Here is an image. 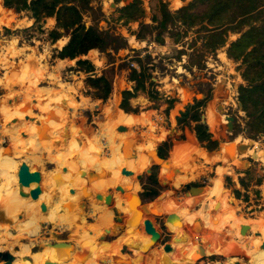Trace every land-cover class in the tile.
I'll use <instances>...</instances> for the list:
<instances>
[{"label": "rangeland", "instance_id": "374dc122", "mask_svg": "<svg viewBox=\"0 0 264 264\" xmlns=\"http://www.w3.org/2000/svg\"><path fill=\"white\" fill-rule=\"evenodd\" d=\"M166 1L169 3V9L174 11L191 0H185L184 2L179 0ZM111 3L112 0H90V8L83 15L85 25L93 26L106 38L108 44L104 51L91 50L85 57H82V59L93 64L95 68L93 74L95 76H104L112 84L111 95L106 101H102L88 96L84 84L87 74L76 71L75 61L54 58V51L60 50L59 48L68 41L66 37L61 36L58 38L56 36L54 18H46L39 25L31 27L35 22L33 23L34 19L29 18V14L5 9L2 6V0H0V6L9 18L8 22L18 24L16 27L9 26V24L8 26H0V152L14 161L15 167L11 172L14 176L17 177L19 166L25 163L30 168L39 171L42 177L41 185H38L41 190L40 197L37 200L28 198V202L32 204L31 206L35 205L33 213L26 212L21 208L22 211L16 215V218L10 219L4 211L0 212V252L7 251L11 254L21 252L25 245H28L32 252H36L42 250L45 243H49L55 252L61 250L65 243L72 245L76 243L77 238L85 231L94 240L88 243V246L94 247L100 242H105V240H100L106 236L101 229L102 227H106L110 231L108 236L110 241L115 238L118 239L119 235H123H118L115 225L123 227L124 224L123 232H125L127 238L139 237L142 241H145L144 234H149L144 229V221L150 220L154 230L158 233V237L155 236L156 242H154V235H150L151 241L148 244L135 249L123 245L121 239L118 243L120 247L115 252V258H118L119 252L126 255L124 254L125 249H123L126 248V251L129 252L127 256L132 255L131 250L139 254L135 260L128 256L134 263L137 261L140 264L145 262V264H159L161 255L158 258L156 253L159 254V251L166 244L171 243V249L177 248V254L185 261L187 256H195L200 250L204 252L205 256H210L206 254L204 246L213 247V243L216 242L215 245L218 244L221 248H228L227 255L223 257L211 254L217 256L214 261H211L208 257L201 258L199 256L196 259V264H227L231 258H235L238 264H252L250 262L251 254L257 256L264 253V240L260 237L262 232L258 227L256 228L254 222L256 221V224H259L258 226H264V158L260 157V153L264 154V138L261 135L253 138L249 135L247 131L248 118L238 106L237 90L240 85H244V82L240 77L239 63L226 57V49L229 43L237 38V35H230L227 44L213 54L206 52L203 48V42L195 30L188 32L177 44L173 43L171 34L183 31V28L177 29L173 26L170 28L171 32L165 34L163 45L156 44L152 39L141 42L132 36L133 32L138 30V23L123 25L121 21H116L117 14L114 13L116 8H112ZM155 3L156 0H143L146 12V17L143 20L145 23H150V18L156 9ZM263 13L264 9L259 11L261 16ZM13 47L15 50L12 49ZM37 58L38 61H36ZM70 62L74 63L71 64ZM38 63L42 65L44 73L37 78V86L31 91L25 92L26 86L24 87L21 78L25 72H31L35 69ZM132 64L135 67H132ZM133 69L144 70V73L150 77V81L154 83V86L150 88L157 91L158 99L152 101L146 94L138 93L135 98L130 100L131 107L136 108L138 114H125L119 108L121 92L123 90L132 91L134 83L129 81V76ZM116 92L120 96L118 108L123 114L147 120L144 126L118 125L125 128L123 132L117 130L118 126L114 128L116 133L126 131L132 133L135 147L133 152L137 155L133 153L134 156L132 155L133 158L130 157L131 161L128 160L129 163L123 153V148L125 146L129 147L127 144H119L121 151L112 154L108 150L106 142L109 140L107 135L111 134L109 128L112 125L106 108L112 95ZM207 93H210V97L201 111L200 119L202 115L206 117L210 113L214 116L210 121L213 126L208 128L206 123L205 125L211 134L212 140L218 142V150L215 152H207L200 147L194 138L193 123L190 127L177 123V117L185 110V106L193 103L194 99L205 97ZM45 96H55L56 98L54 97L52 101H55L57 106L64 105V107L61 106L64 112L59 115L68 127L65 128V134L60 135L58 139L49 137L54 131L53 127H55L57 120H53L46 125L42 122L46 107H42L41 102L44 103L42 99ZM184 96L185 98H183ZM69 97H72V101L67 103L65 99ZM169 99L175 100L173 108L170 110L167 109V100ZM186 99L188 101H185ZM62 101H65V104ZM21 104L23 105L22 109H20ZM99 105H102V108H99ZM218 105H223L226 111L225 115L217 110ZM95 106L98 108L95 109ZM14 111L16 122L13 121V124L15 125H11L13 127L11 131H5L7 126L4 125L2 116H9ZM99 116H103L104 121H98ZM225 116L234 118L235 124L232 132L226 131L227 121H225ZM29 121L34 123L30 124ZM186 132H189L187 142L177 143L185 141ZM35 133L39 134L41 138V142L38 144H35ZM70 136L75 139L76 146L74 147L69 142ZM237 138H240V141L245 144L250 141H254L256 144L243 155L242 159L233 160L231 164H228L230 167L226 170L227 173L225 172L223 175H227L229 180L224 179L221 175L224 197L212 193L204 197L201 196L202 194H195L192 197H189L191 195L186 196L184 185L193 184L207 188L216 179L215 176H219L218 172L221 169L219 162L224 161L217 159L210 162L206 160L207 153L211 155L222 154L223 157L226 144ZM166 141L170 144L166 160L168 163L164 161L163 167L155 162L150 163L149 155L154 157L158 148ZM82 142H84L83 145L86 144L84 147L91 144V146L94 145L100 148L103 159L97 160V172L92 171V168L89 169L91 171L88 170L93 174L92 178L88 171L84 175L75 171L72 180H75V178L87 179L88 177L91 179L101 178L97 174H102V169L106 165H113L104 172L116 173L118 176L117 182L126 179L124 175L126 171L132 170L134 172L132 188L127 190L128 193L119 188H110L104 192L100 189L101 186L93 188L91 180V185L85 187L91 197H82L78 192L74 195L71 186L64 190L68 193V199H72L73 195L74 197L77 196L78 199V202H75L77 209L72 207L74 204L68 205V217L60 220L53 217V214L48 211L42 213L39 206L43 203L44 195L48 193L51 195L53 192H48L47 189L50 174L52 172L61 173L68 169L67 167L63 168L64 170L59 168L60 163L55 159V154L66 150L68 147H73L74 150L78 147L82 149ZM93 142L95 143L93 144ZM114 143L117 144L116 141ZM186 147L190 150L192 147L200 149L202 155L197 159H191V154L185 153ZM182 152H184L183 156L186 157V160H183V165L179 160ZM137 157L140 169L136 166L138 165ZM242 160L249 162L246 169L236 166ZM121 164L123 165L121 169L123 173L118 174ZM154 165L158 168L159 195L153 202L145 206L149 213L152 209H156L153 214H149L145 210V212H142L140 208H137V205L142 187L149 183L146 179L145 170L151 169ZM137 174L143 175L142 181L139 182L135 179ZM240 179L243 180V186L239 182ZM3 180V176L0 175V181ZM86 183L85 181L81 185L86 186ZM109 185V178H104L103 186L109 187ZM82 186H78V191ZM22 187L23 185L20 190ZM27 189L30 192L32 188L29 186ZM108 193L113 196L110 205L105 203ZM80 196L82 197L81 201L79 200ZM19 197L21 198V196ZM124 197L128 198V204L124 203ZM195 197L198 198V201L190 204L189 200ZM161 198L164 199L161 200ZM204 199H207V201L203 202ZM220 202L228 206L226 210H223L224 212H221L222 209L216 206ZM117 205L122 208V213L116 210ZM177 205L179 209H188L185 212L179 211L180 213H194L202 209L203 213L210 215V218L205 220L204 223L197 222L189 233L194 243L192 247L184 246L181 243V238L188 236V234H184L183 229L185 226L176 213ZM63 208L62 206L59 209L61 213L65 212ZM134 209L137 210V215L129 218ZM73 210L76 216L72 220L69 217L73 216ZM103 211L111 212L109 221H101L100 217ZM138 216L142 217L141 223L137 226V230L133 229L132 231L130 229L133 225L132 221ZM32 219L35 220L34 225L28 227L27 225ZM168 221L170 224H168ZM172 221L181 222L180 227L182 225L183 229L177 233L178 224L172 223ZM161 222H163L164 227H161ZM242 225H247L250 228L246 238L239 234ZM96 229H98V233L94 235L93 232ZM98 235L102 236L96 238ZM200 237L204 238L205 241L202 242ZM73 246L75 248H73V251H76L78 247ZM182 248H186V255L180 252ZM248 250H251V254L248 253ZM145 256L147 257L145 258ZM32 258V255L29 256L30 262ZM152 260L154 261L152 262ZM109 261L103 257L95 260V262H98L96 264H109ZM46 262H49V260ZM236 262L233 264H236ZM79 263L82 264V260ZM63 264L74 263L66 261Z\"/></svg>", "mask_w": 264, "mask_h": 264}, {"label": "trees", "instance_id": "16d2710c", "mask_svg": "<svg viewBox=\"0 0 264 264\" xmlns=\"http://www.w3.org/2000/svg\"><path fill=\"white\" fill-rule=\"evenodd\" d=\"M112 2L117 6L114 11L117 14L116 21H121L123 25L138 23V30L133 32L132 36L141 42L152 39L156 44L163 45L165 34H169L173 26L177 29L183 28V31L171 34L173 43L177 44L188 32L195 30L203 42V48L207 53L213 54L227 44L230 35H237V38L229 43L226 57L239 63L238 68L241 70L240 77L244 85L238 87L237 96L242 104V111L248 118L247 131L252 138L260 134L264 136V13L262 16L259 14V11L264 9V0H191L174 11L169 9L166 0H156V9L150 18V23L143 21L146 17L143 0H112ZM2 6L17 13L29 14V18L35 21L31 27L39 25L46 18H54L56 36L68 38L67 43L59 48L60 50L54 51V58L75 61L76 71L87 74L84 84L89 97L102 101L109 98L112 93L111 82L104 76H95L93 64L82 59L91 50L104 51L108 46L106 38L93 26H86L83 21L84 13L90 8V0H2ZM129 81L133 82L134 86L132 91L121 92L119 108L125 114H138V110L131 107L130 100L138 93H143L150 100L155 101L158 99V93L151 89L154 83L150 81L144 70H131ZM209 97L210 93H207L204 98L194 99L193 103L187 104L185 110L177 117V123L189 127L193 123L192 131L200 147L207 152H215L218 150V142L212 140L207 126L202 124L200 119L201 111ZM174 101V99L167 100L168 110L173 108ZM187 133L185 141L177 143H186ZM169 149L168 141L164 142L158 148L157 157L166 161ZM150 170V176H146L149 183L144 185L142 192L139 193L143 204L153 202L159 195L158 168L154 165ZM239 182L244 185L242 179ZM136 215L137 210L134 209L129 218ZM161 223L163 227V222ZM172 223L178 224L177 233L180 232L179 221ZM144 236L145 241L135 237V242L133 239H128L124 244L137 249L151 241L150 235L144 234ZM123 249H125L124 254H129L126 248ZM131 251L132 255L128 256L135 260L139 254L134 250ZM177 251V248L171 249L167 256L181 258ZM163 254L164 251L161 249L159 255L163 256ZM205 257L211 261L217 258L216 255Z\"/></svg>", "mask_w": 264, "mask_h": 264}, {"label": "bare ground", "instance_id": "6f19581e", "mask_svg": "<svg viewBox=\"0 0 264 264\" xmlns=\"http://www.w3.org/2000/svg\"><path fill=\"white\" fill-rule=\"evenodd\" d=\"M8 20H9V18L7 17V15H6L5 11L3 10V8L0 6V26L1 25L8 26V24L10 26L11 23L8 22ZM12 24H14V23H12ZM17 25L14 24L15 27ZM12 49L15 50L14 47ZM36 61H38V58H37ZM39 63H40V60H39ZM39 63L37 64V67L35 69H33L31 72L30 71L29 72L28 71L27 72L24 71L25 74L21 78V81L24 84V87L26 86L25 92L33 90L35 88V86H37V78H39V75H43L42 73H44L43 72V68L41 67L42 65H39ZM70 63L72 64L74 62H70ZM23 70H21V71H23ZM45 75H46V72H45ZM54 97H50V96H47V97L45 96L44 98L42 97L43 98L42 101H44V103L41 102L42 107H46L47 108L45 113L48 114V117L43 115L44 119H43L42 122L46 125V124L51 123L53 120H57V123H56L55 127H53L54 131H52V135H49V137H53V139H58V138H60L59 137L60 135L65 134L66 129H67L68 126L65 124V122L63 120H61L62 117H60V115H62L60 113L64 112V111H62L63 108H61V106L64 107V105L62 104V105L57 106L55 101H52V99ZM183 98H185V96ZM54 100H56V99H54ZM65 101L67 103L69 101H72V97L66 98ZM65 101H62V102L64 103ZM119 101H120V96H119V93L116 92V93H114L112 95L110 101L108 102V105H107L108 107L106 108V112L109 114L110 119L112 121L111 128H109V129H111V134L109 133V135H107L109 137V140L106 141L107 142V147H108V150H110L112 154H116V153L121 151L120 146H118L119 144H121V143L123 145L127 144L130 148L125 146L123 148V153L125 154V157H127V161L128 160L131 161L130 157H132L133 153L137 155V153L133 152L135 150V147H134V143H133L134 139L132 137V133L129 132V131H126L124 133H116V132H114V128L116 126H118V125L119 126L120 125H126V126H130V127L140 126V125L144 126L146 124L147 120L144 119V118H141V117H132V116H127V115L123 114L118 108ZM185 101H188V99H186ZM46 103H48V104L45 105ZM54 103H55V106H57V107L54 106ZM50 106H52L53 108L52 107L50 108ZM22 108H23V105L21 104L20 105V109H22ZM15 116H16L15 111L9 116H5V115L2 116L3 123H4V125L6 124V126H7V128H5V131H8V132L11 131V129L13 128V127H11V125H15V124H13V121H15L14 120ZM213 117L214 116L212 115V113L206 115V117H205V121H206V124H207L208 128H211L213 126V124L210 122ZM28 123L32 124L34 122L33 121H29ZM45 130H46V128H45ZM151 130L152 129L150 128V131ZM48 132H49V130H48ZM188 134H189V132L187 133V136H188ZM34 137H36L34 139L36 141L35 144H38L39 142H41V138H40L39 134L35 133ZM72 138L73 137L69 138V142L72 144L71 146L74 147V146H76V142H75V139L74 138L72 139ZM115 141H116L117 144L114 143ZM239 142H241L240 138H237V139L234 140V142L232 144H230V143L226 144V146L224 148L223 157H222V154H220V155H211V154L206 152L207 153L206 160L211 162L213 160L215 161L217 159H221L224 162H226V158L225 157L229 153L234 155V153H235V145L237 143H239ZM83 143L84 142L81 143L82 149L80 147H78L77 149L74 150L73 147H68L66 150H62L61 152L59 151V153L57 152V154H55V159L57 160L58 163H60L59 164V166H60L59 168L61 170H64L63 168L67 167L68 169L63 171V172H61V173H53L52 172L50 174L51 177H50L49 183H47V185H48L47 189H48V192L53 191L52 194L55 196V199L52 198V196H53L52 194L49 195V193H48L49 196H45L46 200L43 199L42 202L46 204L47 211L49 213H52L53 217H55L57 219H60V220L62 218L65 219L66 217H68V214H67L68 205L69 204H74L78 200L77 196H75L74 198L72 196V199H68L67 198V194L68 193L64 191L65 189H68L71 186L72 176H74V172L78 171L80 174L84 175V174L88 173L89 171H91V170H89L91 168H92V171L97 172V170H96L97 163H98L97 160L98 159H103L102 156H101V153H100L101 152L100 148H98L97 146H94V145L91 146V144H88L87 147H84V146H86V144L83 145ZM94 143L95 142H93V144ZM255 144L256 143L254 141H250L249 143L245 144L247 146H250L247 149V151L250 148H252ZM139 148H140V145H139ZM247 151H246V153H247ZM185 153H190L191 154V159H197L199 156L202 155V151L200 149L193 148V147H192L191 150L186 147L185 148ZM183 154H184V152H182V155L179 158L181 165H183L182 164L183 160H186V157H184ZM260 157L264 158V154L260 153ZM242 158H243V155L241 157H239V158L234 157L233 160H238V159H242ZM137 159H138V157H137ZM155 161H156L155 157L149 155V162L151 163V162H155ZM137 162H138V165H136V166H138L137 168L140 169L139 159H138ZM143 162H142V164H143ZM128 163H129V161H128ZM163 163L164 162H162V165H161L162 167L164 165ZM70 164H72V165H70ZM135 164H137V163H135ZM240 164H241V162H238L236 164V166H240ZM111 166H113V165H110V166L106 165L104 167V169H109ZM14 167H15L14 161L10 157L5 156V155H3L2 152H0V175L3 176V179H4L3 181H0V212L4 211L6 216L9 217L10 219H15L16 215L20 211H22V210H20L21 208H23L26 212H29V213H33L34 212L33 209H35L34 208L35 205L31 206L32 204L28 202L29 196H27V197H22L21 196V198H20L19 197L20 196L19 192L22 191L23 193L28 194L29 190L27 189V187H29L31 185H33V187H31L32 188L31 190L39 188L37 183H35V182L31 181V180H26L23 183L22 189L20 190V186L17 184V177L14 176L13 174H11V172L14 170ZM229 167L230 166L228 164H227V167H225V168L221 167L220 171L218 172L219 176L216 179L213 180V183H212L213 185L211 187L207 188L201 196L204 197V196H206L209 193H212V194H215V195H219V196H223V184H222L223 181H221V175H223L225 172L227 173L226 170H228ZM80 168H82V169L80 170ZM89 174H90V172H89ZM92 176H93V174L91 175V178H92ZM91 178H89V177L87 179L76 178L75 182L84 183L86 181L87 182L86 186L85 185L82 186L83 190H85V187L87 188L89 185H91V180H92V187L93 188H99L100 185H101L100 181L98 179H91ZM117 179H118V176H117L116 173L111 174L109 176V182H110L109 187L101 186L100 189L105 192L107 189H110V188H114V189L115 188H119V189H123L124 192L128 193L127 190L132 188L134 179L126 177L125 180H121L119 182H117ZM122 179H124V177H122ZM12 182L14 184H11ZM60 183H61V185H60ZM8 184L11 185V186H9ZM80 194H81L82 197H85V198L91 197V194L89 192H87L86 190L81 192ZM81 196H80V199H79L80 201H81V198H82ZM39 197H40V195H39ZM189 197H192V196H189ZM221 199L224 200L222 197H221ZM194 201H198V198L195 197L194 199L189 200V203L193 204ZM204 201H207V199L206 200L204 199L203 202ZM124 203L125 204L129 203L127 197H124ZM47 204H50V205H47ZM62 206L64 207L63 210L65 211L63 213H61L60 210H59ZM114 206H115V201H114ZM216 206H218L217 208H219V209L221 208L222 209L221 212L223 210H226L227 207H228L227 205H225L222 202H220ZM72 207H74V206H72ZM102 208H104V207H102ZM137 208L139 209L140 207L137 205ZM144 210L146 212H148L146 209H144ZM155 210L156 209L154 208V209H152L150 211L151 213H149V212L148 213L149 214H153L155 212ZM187 210L188 209H186V208L179 209V207L177 205L176 213L179 216V219L181 220V222H183V224L185 226V228L183 229V227L181 225V229L184 230V234H188V236L190 237L189 233L196 226V223L197 222H203L204 223L205 220H208L210 218V215L203 213L202 209H199L198 211H196L194 213H190V212L189 213H180L179 212V211H181V212L184 211L185 212ZM73 212H74L73 216L69 217V218H72V220L76 216L74 210H73ZM120 212H121V210H120ZM68 213H70V212L68 211ZM198 216H199V218H198ZM110 217H111V212L110 211L109 212L103 211L100 219H101V221L104 222V221H109ZM141 220H142L141 216H138L137 218H134V220L132 221L133 225L131 226L130 229L132 231H133V229L137 230V226L141 223ZM34 222H35V220L32 219V221L30 223H28L27 226L29 227L31 225H34ZM57 222H59V221L57 220ZM254 222H255L256 228L258 227L261 230L262 236H260V237L264 240V226L260 225L261 226L260 227V226H258L259 224L258 225L256 224V221H254ZM211 223H212V221H211ZM168 224H170L169 221H168ZM262 225H263V223H262ZM34 229H37V228H34ZM84 233L85 234L80 235L77 238V242L73 244V245L76 246V248L78 247V250H76V251H73L74 246L72 244H70V243L63 244V248H64L65 251L63 250V248H61V250H57L55 252L53 250V247L49 243L48 244L45 243L44 244L45 245L44 248L42 250L36 251V252H32V250H30V247L28 245H25L23 248L21 247L22 248L21 252H13L12 254L10 253L13 256V258H14V260L12 261L11 264H45V262L47 260H49V262L54 263V264H63L66 261H71L74 264H80L79 263L80 260H82V264H96L98 262H95V260L98 259V258H102V257L110 260L109 264H114V263L115 264H120V263L135 264L132 259H130L127 255L121 254V252H119L118 258H115V252L120 247L118 243L122 239L123 245H125L126 244L125 242L128 240V238L125 236L126 234L121 235L119 240L117 242L111 244V245H107L106 246V244L98 243L94 247H92V246H88L89 245L88 243H91L92 241H94L92 239V236L90 234H88V232H86V231ZM97 233H98V229H96L93 232L94 235H96ZM109 234H110V231H109ZM99 236L100 235L96 236V238H98ZM200 240L202 242L205 241L204 238H201V237H200ZM133 241L135 242V239H133ZM154 242H156L155 236H154ZM215 243L216 242L213 243V247H207V246L205 247L204 246L206 254L207 255L216 254V255H220V256H226L228 249L226 251L225 250L220 251L219 248L217 249V247H219V245L218 244L215 245ZM197 246H199V245H197ZM199 247H201V246H199ZM185 250H186V248H182L180 252L182 254H185V252H186ZM248 251H249L248 253L251 254V250H248ZM6 253H9V252L6 251ZM31 255L33 256V258H32V260L30 259L31 260V262H30L29 261V256H31ZM156 255H157L158 258L160 257L159 254L156 253ZM199 256H205V254H204V252L202 250L197 252L195 254V256L194 255L187 256L185 258V261L183 260V258L181 259L179 257L171 258V260L175 264H181V263L194 264V263L197 262L196 259ZM250 258H251L250 262L252 264H264V253L259 254L257 256H254V255L251 254ZM193 260H194V262H193ZM101 262H103V261H101ZM234 262H236V259L235 258H233V259L231 258V259H229V263H227V264H233ZM0 263L3 264V262H0ZM216 264H218V263H216Z\"/></svg>", "mask_w": 264, "mask_h": 264}, {"label": "water", "instance_id": "95a60500", "mask_svg": "<svg viewBox=\"0 0 264 264\" xmlns=\"http://www.w3.org/2000/svg\"><path fill=\"white\" fill-rule=\"evenodd\" d=\"M111 7L115 9L117 6L112 2L111 3ZM34 22L35 21H33V23ZM11 25L14 26V24H11ZM200 99H202V98H200ZM238 106L242 110V104L240 102H238ZM101 107H102V105H99V108H101ZM97 108L98 107L95 106V109H97ZM217 110H219L220 113H222L223 115H225L224 113H226L225 108L223 107V105H218L217 106ZM97 120L102 122V121H104V118H103V116H99L97 118ZM225 121H227L226 131L227 132H232L233 126H234V123H233L234 118L233 117H229V116H225ZM201 123L202 124L206 123L204 115L201 116ZM117 130L119 132H123V131H125V128L124 127H119ZM260 135L264 138V136L262 134H260ZM233 142L234 141L229 142V143L232 144ZM249 147L250 146L245 145L243 142L237 143L235 145V153H234V155L229 153L225 157L226 158V162H219L220 166L223 167V168L227 167V164H231L232 163L234 157H236V158L241 157L242 155H244L246 153V151H247V149ZM154 157H155V160H156L155 163H158L161 166L162 162H164V161L160 160L157 157V154L154 155ZM248 166H249V162L242 160L239 167H243L244 169H246ZM150 174H151L150 168L146 169L145 170V175L146 176H150ZM90 175H92V173H90ZM124 175L127 178H132L134 176V172L132 170H129V171H126ZM227 177H228L227 175H223L224 179H226ZM215 178H217V175L215 176ZM17 179H18V185L20 187L23 185V183L26 180H31V181H33V182L38 184L41 181V174H40L39 171L30 168L27 164L22 163L19 166V168H18ZM135 179L140 182V181L143 180V175L142 174H137ZM158 179L159 178L157 177V185L160 182ZM208 186L211 187L212 184L210 183ZM209 187H207V188H209ZM207 188L206 187H198V186H195L193 184L184 185V189L186 190V193H185L186 196H188V195L194 196L195 194H197V195L203 194L204 191ZM40 194H41V190L39 188L31 190L28 195L23 193L22 191L19 192L20 196H22V197L29 196L32 200H37V198L39 197ZM52 198L55 199V196L53 195ZM112 198H113L112 194L108 193L106 195L105 203L107 205H110L111 202H112ZM146 205L147 204H143L141 202L140 198L138 197V206L140 207L142 212H145L144 209H145ZM39 208H40L42 213H46L47 212V207H46V205L44 203H41ZM101 229H102L103 233L106 234V236L104 238H101L100 240H105L106 241L108 239V236H109V231H108V229L106 227H102ZM144 229H145L147 234L154 235V236L158 237V233L154 230L153 225H152L150 220H145L144 221ZM249 229H250L249 226L242 225V226H240L239 234L243 238H246L247 237V233H249ZM115 230H116V232L119 235V234H121L123 232V227L120 226V225H115ZM181 243L184 246H187V247H192L194 245L192 239L190 237H188V236H183V238H181ZM163 251H164V254H163V256L160 257V264H174L173 262H171V260L167 256V254L171 251V245L170 244H166L163 247ZM203 257H205V256H201V258H203ZM13 260H14V258H13V256L10 253L0 252V262H3V264H11ZM45 264H54V263L46 262ZM236 264H238V262H236Z\"/></svg>", "mask_w": 264, "mask_h": 264}, {"label": "crops", "instance_id": "0c3cea01", "mask_svg": "<svg viewBox=\"0 0 264 264\" xmlns=\"http://www.w3.org/2000/svg\"><path fill=\"white\" fill-rule=\"evenodd\" d=\"M47 109V108H46ZM44 116H46V117H48V115H47V113H45V114H43ZM127 116H129V115H127ZM49 119V118H48ZM14 120H15V117H14ZM195 138V137H194ZM196 140V139H195ZM123 165L121 164L120 165V167H119V171H118V174H122L123 173V170H121L123 167H122ZM110 169V168H109ZM109 169H102V174H97V175H100V177L101 178H97L99 181H100V186H103V179L104 178H106V177H108L109 178V175L111 174V172H104L105 170H109ZM117 172V171H116ZM106 173V174H105ZM76 179V178H75ZM81 179V178H80ZM41 180H42V177H41ZM38 185L40 186L41 185V181H40V183H38ZM84 185V184H83ZM78 186H82L81 185V183H77V182H75V180H72V182H71V189H72V191H73V194L75 195L77 192L80 194L81 192H83L84 190H83V188L81 187V188H79V189H81L80 191H78ZM136 186V185H135ZM30 187H32V185L30 186ZM74 195H73V198H74ZM45 196H49L48 194L47 195H44V198L43 199H45L46 200V197ZM164 198H161V200H163ZM161 200H160V202H161ZM78 202V201H77ZM159 202V203H160ZM73 205V204H72ZM74 207H75V209H77V207H76V203H74V205H73ZM117 207L118 208H116V210L118 209V211H120L122 208L121 207H119L118 205H117ZM107 212H109V211H107ZM121 213H122V210H121ZM107 226V225H106ZM124 226H125V224H124ZM124 226H123V228H124ZM163 227H164V224H163ZM83 234H85V233H83ZM82 234V235H83ZM89 234V233H88ZM121 234H125V232H123V233H121ZM102 236V235H101ZM101 236H99L98 238H100ZM120 236L121 235H119V238H120ZM119 238L118 239H112V240H106L105 242H100L101 244H106V246L107 245H111V244H113L114 242H116V241H118L119 240ZM129 239V238H128ZM175 240V239H174ZM61 241H63V240H61ZM88 242V241H87ZM171 244V243H170ZM107 248V247H106ZM219 248V250L220 251H222V250H227L228 248H226V247H217V249ZM78 250V249H77ZM147 256H145V258H146ZM153 257V256H152ZM224 257V256H223ZM169 258V257H168ZM170 260H171V258H169ZM158 261V260H157ZM171 262H173L172 260H171ZM146 263V262H145ZM144 263V264H145ZM174 263V262H173ZM136 264V263H135ZM194 264H196V263H194Z\"/></svg>", "mask_w": 264, "mask_h": 264}, {"label": "built area", "instance_id": "2783aa9c", "mask_svg": "<svg viewBox=\"0 0 264 264\" xmlns=\"http://www.w3.org/2000/svg\"><path fill=\"white\" fill-rule=\"evenodd\" d=\"M131 66H132V67H135L134 64H132ZM134 70H136V69H134ZM137 71H139V70H137Z\"/></svg>", "mask_w": 264, "mask_h": 264}, {"label": "flooded vegetation", "instance_id": "af4514ba", "mask_svg": "<svg viewBox=\"0 0 264 264\" xmlns=\"http://www.w3.org/2000/svg\"><path fill=\"white\" fill-rule=\"evenodd\" d=\"M233 123H234V121H233ZM235 124V123H234Z\"/></svg>", "mask_w": 264, "mask_h": 264}]
</instances>
